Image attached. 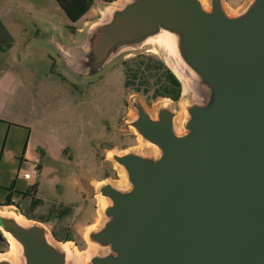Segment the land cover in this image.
<instances>
[{
  "label": "water",
  "instance_id": "water-1",
  "mask_svg": "<svg viewBox=\"0 0 264 264\" xmlns=\"http://www.w3.org/2000/svg\"><path fill=\"white\" fill-rule=\"evenodd\" d=\"M94 2L97 16L73 39L59 18L41 21L34 42L55 71L85 82L125 55L155 50L188 98H163L153 110L130 98L131 115L112 128L133 127L144 148L103 159L121 174L116 182L95 186L71 168L87 199L103 198L86 233L94 248L78 263L71 244L0 202L8 244L0 264H264V0L236 9L225 0Z\"/></svg>",
  "mask_w": 264,
  "mask_h": 264
},
{
  "label": "rangeland",
  "instance_id": "rangeland-1",
  "mask_svg": "<svg viewBox=\"0 0 264 264\" xmlns=\"http://www.w3.org/2000/svg\"><path fill=\"white\" fill-rule=\"evenodd\" d=\"M225 1L231 8L236 9L244 0ZM46 15L59 18L65 25L70 22L56 0H0V16L16 38L17 46L13 56L17 55L21 59H26L27 64L32 63L33 66H36L32 68L37 70L40 77H47V80L44 81L42 96H37L31 113L24 115L17 110L13 111V115H11L17 120L14 122L15 124H22L19 122L26 120L27 125L25 126L30 131L28 141L31 150L44 166V170L39 176L40 192L48 202L41 205L35 215L46 214L49 209L53 208L51 203L57 207L62 203L66 204L77 199L76 191L68 188L62 182H59L58 188L55 189L53 175L48 169L53 164L51 157L58 156L60 158L61 161L57 164L60 174L70 173L71 168H76L83 175L92 178V183L95 186L100 183L93 177L95 175L104 178L103 180L116 182L121 174H118L115 168L114 170L105 168L102 165L103 159L109 158L112 152L124 148L137 145V148L143 149L144 146L136 137L133 127H129V133H123L115 131L112 125L119 124L124 117L131 115L129 100L133 95H138L151 110L163 99H149L141 92L124 87L122 63L126 58L137 54L125 55L99 76L77 83L70 82L68 78H61L58 72L53 71L55 67L50 65L46 67L43 63L44 59L48 58L43 57L42 60L35 62V59L39 57L23 54V43L35 30L33 22L38 17ZM94 16H97V11H89L77 22V25ZM146 53L154 54L162 61L164 59L163 54L159 51L148 50L140 54ZM187 98L188 94L182 90L179 100L173 104L182 103ZM101 141L111 143L114 148L110 151L99 149L97 144ZM140 143L141 147H139ZM54 164L56 165V163ZM27 172L36 179L37 170L33 164L27 167ZM78 191L82 194V199L80 198L74 205L75 208L72 206L70 215L62 219L55 215H49L48 221H41V223L48 228L51 234L52 232H56L60 236L68 234L70 238L68 242L76 248L75 250L80 253L87 250V253L93 248H90V243L85 240L86 233L99 221L97 211V201L99 202V200L98 196L87 199L86 192L79 189ZM89 210L92 212L93 219L89 225H85L84 222L91 218ZM1 250H8L6 241L2 242Z\"/></svg>",
  "mask_w": 264,
  "mask_h": 264
},
{
  "label": "crops",
  "instance_id": "crops-1",
  "mask_svg": "<svg viewBox=\"0 0 264 264\" xmlns=\"http://www.w3.org/2000/svg\"><path fill=\"white\" fill-rule=\"evenodd\" d=\"M94 5L95 2L89 11H97L96 5L95 8H93ZM48 17L50 16H40L33 22L35 30L23 43L22 53L39 57L35 59V62L46 57L48 59H44L43 64L46 65V67H49V65L55 67L54 58L47 51L38 48L34 42V39L40 31L41 21ZM81 19L74 22L70 20L69 24L66 25L61 22L62 25L72 33L71 38L75 30L82 26L81 24L83 22L77 25V22ZM0 21L13 37V43L10 48L5 51L0 50V202H4L6 197L9 196L12 204L17 205L21 210H27L32 200L39 199L41 200V204L33 211V214H36L41 208V205L43 206L48 202L40 192L41 184L39 176L43 172L44 166L41 164L38 156L31 150V145L28 141L30 131L29 128L25 126L27 125L26 120H24V122H19L22 124H15L14 122H17V120L11 115H13V111L17 110L24 115L31 113L34 103L37 101V96H42L44 81L47 80V77H40L37 70L32 68L36 66H33L32 63L27 64L26 59H21L20 56L17 55L13 56V52L16 50L17 46L16 38L1 16ZM53 71L56 73L55 70ZM51 161L53 164L49 166L48 169L53 175L52 180L55 189L58 188L59 182H62L66 184L68 188L76 191L77 201L74 200L66 204L62 203V205H71L75 208L74 205L80 198L82 199V194L78 191L77 184L70 173L65 172L64 174H60L57 164L61 160L58 156L51 157ZM54 163H56V165ZM30 164H33L37 170L36 179H34L32 174H30L29 178L23 177V173L27 172V167L30 166ZM93 177H95L98 183L104 179L97 177V175ZM33 185H35L34 189L31 188ZM52 206L55 207L54 203H51V207ZM89 211L91 213V218L84 222L85 225H89L93 219L92 212L91 210ZM2 242L0 238V251H2Z\"/></svg>",
  "mask_w": 264,
  "mask_h": 264
},
{
  "label": "trees",
  "instance_id": "trees-1",
  "mask_svg": "<svg viewBox=\"0 0 264 264\" xmlns=\"http://www.w3.org/2000/svg\"><path fill=\"white\" fill-rule=\"evenodd\" d=\"M59 6L65 11L71 21L81 19L93 6L94 0H56ZM71 28V27H69ZM13 43V37L0 21V50L5 51ZM123 84L125 88L141 92L149 99L169 98L177 101L181 93V84L172 71L156 55L151 53L137 54L126 58L123 61ZM61 75V74H59ZM65 79L63 75H61ZM32 189L35 185L31 186ZM4 203H11L9 196ZM41 204V200H32L29 209L22 212L30 219L48 221L49 215H55L62 219L71 214V205H58L49 209L46 214L35 215L34 209ZM53 236L62 241L70 240L69 235H58L52 232ZM4 241V239H1Z\"/></svg>",
  "mask_w": 264,
  "mask_h": 264
},
{
  "label": "bare ground",
  "instance_id": "bare-ground-1",
  "mask_svg": "<svg viewBox=\"0 0 264 264\" xmlns=\"http://www.w3.org/2000/svg\"><path fill=\"white\" fill-rule=\"evenodd\" d=\"M153 52H155V50H152ZM180 111H181V105H180ZM179 117H180V113L178 114V117H176V121L178 122L179 121ZM142 145H141V143H140V145H139V147H141ZM108 158V157H107ZM98 200H99V203H101L102 201H103V198H101V197H99L98 196ZM85 240H86V238H85ZM9 241V240H8ZM9 243H10V241H9ZM63 247H67V246H69L70 245V242H66V243H60ZM90 248H94V246L92 245V244H90ZM13 250H14V246H13V244L12 243H10V251H9V253H13ZM92 250V249H91ZM85 253H86V251H85ZM82 253H80V252H78L77 250H74V257H73V259H74V262H76V263H78L79 262V257H80V255H81Z\"/></svg>",
  "mask_w": 264,
  "mask_h": 264
},
{
  "label": "built area",
  "instance_id": "built-area-1",
  "mask_svg": "<svg viewBox=\"0 0 264 264\" xmlns=\"http://www.w3.org/2000/svg\"><path fill=\"white\" fill-rule=\"evenodd\" d=\"M23 177L24 178H29L30 177V173L29 172H24L23 173Z\"/></svg>",
  "mask_w": 264,
  "mask_h": 264
},
{
  "label": "flooded vegetation",
  "instance_id": "flooded-vegetation-1",
  "mask_svg": "<svg viewBox=\"0 0 264 264\" xmlns=\"http://www.w3.org/2000/svg\"><path fill=\"white\" fill-rule=\"evenodd\" d=\"M99 149H103V146L102 147H98ZM4 242V241H3Z\"/></svg>",
  "mask_w": 264,
  "mask_h": 264
}]
</instances>
